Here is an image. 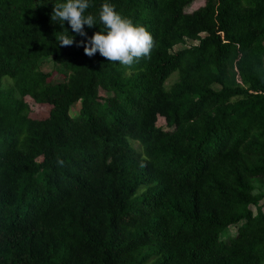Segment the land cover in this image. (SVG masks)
<instances>
[{"label": "trees", "instance_id": "obj_1", "mask_svg": "<svg viewBox=\"0 0 264 264\" xmlns=\"http://www.w3.org/2000/svg\"><path fill=\"white\" fill-rule=\"evenodd\" d=\"M192 1L110 0L153 38L125 66L0 0V264H264V0Z\"/></svg>", "mask_w": 264, "mask_h": 264}, {"label": "clouds", "instance_id": "obj_2", "mask_svg": "<svg viewBox=\"0 0 264 264\" xmlns=\"http://www.w3.org/2000/svg\"><path fill=\"white\" fill-rule=\"evenodd\" d=\"M89 6V0H58L54 3L51 20L58 21L61 26L67 21L71 29V33L66 28V32L60 31L61 34L56 36L61 46L71 45L74 34H79L86 38L81 43L87 56L99 52L109 62H118L125 66L133 64L142 56H149L153 47L151 33L145 26L117 11L110 0H105L100 7V30L88 37L84 26L91 28L97 24L93 15L86 14Z\"/></svg>", "mask_w": 264, "mask_h": 264}, {"label": "rangeland", "instance_id": "obj_3", "mask_svg": "<svg viewBox=\"0 0 264 264\" xmlns=\"http://www.w3.org/2000/svg\"><path fill=\"white\" fill-rule=\"evenodd\" d=\"M205 1L206 0H194V1H192L191 3H189L186 6L185 10L187 12H192V11L196 10L197 8H199L200 6L204 5ZM204 34L205 33H203V35ZM198 43H199V40L186 39L184 43L177 44L176 46H174L173 51L175 52V51H177L179 49H182V48H185V47H189V46H193V45L198 44ZM39 66H40V69L44 70V71H53L55 69L60 68V66L58 64H56L53 61L52 58H44V59H42ZM176 78H177V74L176 73L172 74L170 76V78L168 79V81L166 82V85L167 86L172 85L174 83V81L176 80ZM63 79L64 78H63V75L61 73H56L55 78H54L55 81H62ZM6 88H7V85H4L2 87V89H6ZM102 94H105L104 91H102ZM25 99L29 103V105L31 106L32 109H36L37 108V104L34 102V100L31 97L27 96ZM80 103L81 102H77V103H75L72 106V109H71V115L72 116L75 117V116L78 115L79 109H80V106H81ZM158 125L162 126L164 128H167L166 121H165V119L163 117H160L158 119ZM256 185H257L258 189L264 190V183L257 182ZM263 201L264 200H262V202ZM254 211L256 212L255 208H254ZM236 231H237V226L236 225H232V226L228 227L226 230H224L222 232V235H223V237H228L229 235L230 236L234 235L236 233Z\"/></svg>", "mask_w": 264, "mask_h": 264}]
</instances>
